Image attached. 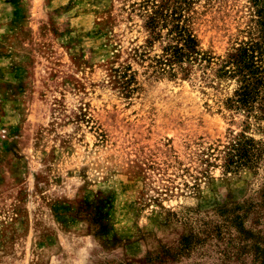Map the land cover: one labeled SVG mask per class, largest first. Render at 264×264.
Here are the masks:
<instances>
[{
	"label": "rangeland",
	"instance_id": "1",
	"mask_svg": "<svg viewBox=\"0 0 264 264\" xmlns=\"http://www.w3.org/2000/svg\"><path fill=\"white\" fill-rule=\"evenodd\" d=\"M175 23L210 62L157 64ZM246 44L264 0H0V264H264ZM242 135L261 152L229 170Z\"/></svg>",
	"mask_w": 264,
	"mask_h": 264
},
{
	"label": "trees",
	"instance_id": "2",
	"mask_svg": "<svg viewBox=\"0 0 264 264\" xmlns=\"http://www.w3.org/2000/svg\"><path fill=\"white\" fill-rule=\"evenodd\" d=\"M176 14V12L172 14L175 21H181L182 16L177 17ZM159 16L163 18V13L160 11L150 19V26L154 32L160 25ZM164 28H167V25H164ZM170 36H172L173 41L177 42V44H169L165 49L167 57L163 60L157 59V64L160 67L162 65H168L167 61L169 59V61L175 63H182L185 60L189 62H210L209 57L202 55L198 50L195 37L182 24L175 23L171 29ZM257 51L264 55V50L260 46L246 44L227 64V66L234 65L236 67L235 71L245 77L244 83L249 82L252 78H258L256 83L251 82L248 85H243L237 93V100L235 102L247 108L249 112L253 111L254 103L260 99V89L263 86L261 85L263 79L260 78V75L264 71L261 66L257 65L256 59L261 57V54L260 56L256 55ZM261 104V108L264 110V103L261 102ZM260 152V148L254 146V140L242 135L227 153L226 168L229 170H237L242 166H247L248 163L258 157Z\"/></svg>",
	"mask_w": 264,
	"mask_h": 264
}]
</instances>
